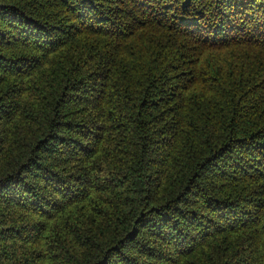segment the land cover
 I'll use <instances>...</instances> for the list:
<instances>
[{"label":"trees","instance_id":"16d2710c","mask_svg":"<svg viewBox=\"0 0 264 264\" xmlns=\"http://www.w3.org/2000/svg\"><path fill=\"white\" fill-rule=\"evenodd\" d=\"M0 264H264V0H0Z\"/></svg>","mask_w":264,"mask_h":264}]
</instances>
